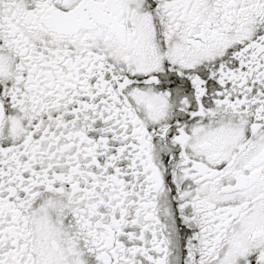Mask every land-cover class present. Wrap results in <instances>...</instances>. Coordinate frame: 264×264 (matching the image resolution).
Instances as JSON below:
<instances>
[{"label": "snow or ice", "instance_id": "obj_1", "mask_svg": "<svg viewBox=\"0 0 264 264\" xmlns=\"http://www.w3.org/2000/svg\"><path fill=\"white\" fill-rule=\"evenodd\" d=\"M0 264H264V0H0Z\"/></svg>", "mask_w": 264, "mask_h": 264}]
</instances>
